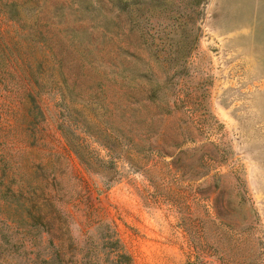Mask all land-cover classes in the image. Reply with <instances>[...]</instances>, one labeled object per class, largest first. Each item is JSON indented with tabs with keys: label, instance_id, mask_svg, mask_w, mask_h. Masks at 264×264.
<instances>
[{
	"label": "rangeland",
	"instance_id": "1",
	"mask_svg": "<svg viewBox=\"0 0 264 264\" xmlns=\"http://www.w3.org/2000/svg\"><path fill=\"white\" fill-rule=\"evenodd\" d=\"M134 10L0 0V264H264V0Z\"/></svg>",
	"mask_w": 264,
	"mask_h": 264
},
{
	"label": "trees",
	"instance_id": "2",
	"mask_svg": "<svg viewBox=\"0 0 264 264\" xmlns=\"http://www.w3.org/2000/svg\"><path fill=\"white\" fill-rule=\"evenodd\" d=\"M126 2H122L121 0H117L118 3H121V5H125L127 7V10L129 13L135 11L134 9H137V7L140 5H148L151 7H157L162 5L164 9H168V11H173L177 15H189V12H197L196 9L200 6L203 0H125ZM159 16V14H157ZM173 17V16H171ZM184 22V21H183ZM179 49L183 47V45L178 46ZM189 50V48H188ZM187 50V52H188ZM180 52H182L180 50ZM156 89L151 88L150 91H148V94L146 96V100L151 101L155 99L156 95ZM131 141V140H130ZM155 151L157 153L165 154L160 148H156ZM182 152H170L166 155L170 157L169 163L172 166H176L181 163V157L180 154ZM120 257H125L122 254H116V258L113 262L110 264H124V262H121ZM75 264V263H73ZM81 264H88V262H82Z\"/></svg>",
	"mask_w": 264,
	"mask_h": 264
}]
</instances>
